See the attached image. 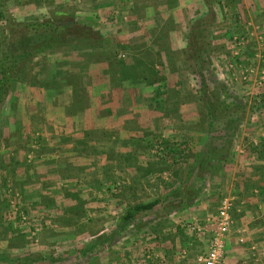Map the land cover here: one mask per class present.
Wrapping results in <instances>:
<instances>
[{
    "label": "rangeland",
    "instance_id": "obj_1",
    "mask_svg": "<svg viewBox=\"0 0 264 264\" xmlns=\"http://www.w3.org/2000/svg\"><path fill=\"white\" fill-rule=\"evenodd\" d=\"M205 1L0 4V60L44 39L33 23L69 28L0 99V264H202L224 200L239 243L245 212L264 229V0Z\"/></svg>",
    "mask_w": 264,
    "mask_h": 264
},
{
    "label": "trees",
    "instance_id": "obj_2",
    "mask_svg": "<svg viewBox=\"0 0 264 264\" xmlns=\"http://www.w3.org/2000/svg\"><path fill=\"white\" fill-rule=\"evenodd\" d=\"M32 24V23H31ZM75 25V24H73ZM32 27L28 28L30 30H33L31 33H39L41 35H45L41 42L37 43L36 46L31 45H22L17 54L13 55L12 49L7 48L3 52V57L0 60V99H2L3 94L5 90L10 86L11 82H14L16 80V77H13V71L16 72V63L18 62L19 58H26L29 56H32L34 53L47 49V48H55L57 46H60L61 44L66 43L67 38V29L68 25H57L54 24V22L51 19L45 20L41 23H33L31 25ZM75 27V26H74ZM85 29V28H83ZM79 31L75 37L78 39H85L86 37L89 38V34L86 30ZM49 34V35H46ZM19 72V71H18ZM139 71L133 70L132 72L127 71L122 68V71L119 75V82L122 80L125 81H132L134 76L137 77L139 75ZM109 76V75H108ZM147 83H152L151 80H147ZM121 85H118L116 87H120ZM115 88V87H114ZM219 94L215 93V102L212 103H205L206 108L208 109V116H209V130L210 132L214 131L215 125L218 120H221L222 114L230 107L232 104L225 103L223 100L221 101L219 99ZM201 153L198 155L199 158L201 157ZM160 202V199H154L147 202H140L138 204H135L133 207H131L129 210H127L126 215L124 216V220H132V218L140 212L148 211L153 209L158 203Z\"/></svg>",
    "mask_w": 264,
    "mask_h": 264
},
{
    "label": "crops",
    "instance_id": "obj_3",
    "mask_svg": "<svg viewBox=\"0 0 264 264\" xmlns=\"http://www.w3.org/2000/svg\"><path fill=\"white\" fill-rule=\"evenodd\" d=\"M63 2H66L67 0H62ZM159 2H162L164 0H158ZM179 2H182L183 0H178ZM185 2H194V3H205V0H184ZM0 4L3 5V7H9L8 5H14L15 11L17 10L18 13H24L29 12L27 9H35L38 8V2H32V0H0ZM19 5V6H17ZM243 208V206H240ZM190 209V208H189ZM247 211V210H246ZM245 215L242 216L241 221L243 220V223L251 222L252 225L255 226H247L248 232L246 237V242L241 244L237 240V235L232 228L231 231L228 233L226 241H225V248H224V264H264V232L263 227L258 226V223H253L254 219L253 213L251 211H247L244 213ZM243 226V225H242ZM246 226V225H245ZM197 238V237H196ZM194 238L187 241V247H193L195 246V243L200 238ZM201 240V239H200ZM256 245H255V244ZM255 245V247L251 249L252 245ZM181 251V253H179ZM176 254H178V258H186L187 260L183 264H196L194 257L191 258L189 251L185 249H177ZM197 256V255H196Z\"/></svg>",
    "mask_w": 264,
    "mask_h": 264
},
{
    "label": "built area",
    "instance_id": "obj_4",
    "mask_svg": "<svg viewBox=\"0 0 264 264\" xmlns=\"http://www.w3.org/2000/svg\"><path fill=\"white\" fill-rule=\"evenodd\" d=\"M230 202L224 200L219 210L212 234L209 239L208 247L204 255L198 257L202 264H224L225 238L231 226L232 220L229 214ZM196 226H192L194 230ZM200 228L197 227V230Z\"/></svg>",
    "mask_w": 264,
    "mask_h": 264
}]
</instances>
